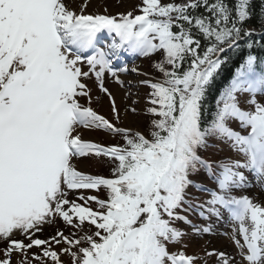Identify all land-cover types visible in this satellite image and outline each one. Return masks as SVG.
Masks as SVG:
<instances>
[{
	"label": "snow or ice",
	"instance_id": "snow-or-ice-1",
	"mask_svg": "<svg viewBox=\"0 0 264 264\" xmlns=\"http://www.w3.org/2000/svg\"><path fill=\"white\" fill-rule=\"evenodd\" d=\"M86 6L0 0V264H65L64 255L70 264H196L201 257L169 248L187 235L180 221L196 234L212 231L183 215L190 188L209 194L196 205L203 219L228 213L240 260L205 255L264 264V204L235 194L250 185L246 172L264 188V55L255 51L264 50V0H141L139 14L115 15L85 14ZM102 33L111 38L104 47ZM241 41L247 54L219 86L223 54L241 50ZM121 50L158 56L159 75L140 81L154 117L147 135L92 107L86 81L94 76L119 121L104 78L124 85L129 68L113 62ZM84 129L122 142L96 143ZM218 144L238 158L203 155ZM92 156L108 159L109 177L79 170ZM102 188L106 199L83 194ZM57 220L75 231L41 239Z\"/></svg>",
	"mask_w": 264,
	"mask_h": 264
},
{
	"label": "rangeland",
	"instance_id": "rangeland-1",
	"mask_svg": "<svg viewBox=\"0 0 264 264\" xmlns=\"http://www.w3.org/2000/svg\"><path fill=\"white\" fill-rule=\"evenodd\" d=\"M110 2L111 4H108L107 6H104V5L99 6V5L93 4L91 7H89L87 5L88 7L86 6L84 8V11L85 13H90V12L104 13L105 9H107V13L113 14V13H117L118 10H123V9L129 10L135 3L134 0H110ZM139 68H141L144 71V73H148L149 76H152L150 72L148 71V69L146 68V59L141 61ZM144 73H139V74H144ZM140 76L142 77V75ZM131 78L135 81V85L131 89L133 91L132 92L133 94L129 95L127 92L122 93V94L114 93L116 85L111 92L113 96L115 97L116 106L120 114V119L119 121H116V123L118 126H124L130 129L140 130L139 128H141V124L144 122V118H145L144 108H145V94H146L145 88L146 87L144 85H139L138 83L139 79H136V77L131 76ZM90 82H94V80L91 79ZM97 98H99L98 101H97ZM93 105L98 106V109L104 112L109 117L111 118L114 117V114L112 112V107L109 102V97L107 96V94H100L97 92V96L93 101ZM132 109H135V111H132ZM92 134H94L95 138H97L98 140L105 141V142L108 139L112 138L111 134H109L106 131H102V130L96 129L95 132ZM88 159H89L88 161H87V158L84 159V162H85L84 164L86 165L87 169L89 171L97 172L99 165L94 162L96 157L92 156V158L89 157ZM255 190L256 189L252 188L251 193H253V191ZM241 192L242 191H239L238 194ZM72 194H74L75 197L77 198V196L80 195L81 193L72 192ZM83 194L86 195V192L84 191ZM255 197L257 199L259 198V196L257 195H255ZM260 203L264 204V199ZM88 227L89 225L85 224V229ZM57 229L64 231L66 235L72 231H75V229L66 227L62 220H57V222L53 225H45L43 232L40 233L39 235H41L42 237L48 236V234L54 235ZM218 235L219 234H206V235L197 236V237L192 236V238L195 239L196 241V247H191L190 250L191 251H194V250L201 251L203 253L202 261H205L206 259H208L207 263L214 261L215 263L217 262L218 264L217 256L215 255L206 256L205 255L206 252H210L209 249H214L216 252L226 250L227 253H230L232 256L236 258L237 261H239L240 257L238 255V249L231 238L232 236L230 234H228L227 236L221 235L224 241L223 243H219ZM2 246L3 245H0V247Z\"/></svg>",
	"mask_w": 264,
	"mask_h": 264
},
{
	"label": "trees",
	"instance_id": "trees-1",
	"mask_svg": "<svg viewBox=\"0 0 264 264\" xmlns=\"http://www.w3.org/2000/svg\"><path fill=\"white\" fill-rule=\"evenodd\" d=\"M256 3L259 4L260 0H256ZM257 39H260L259 36L256 37ZM256 53L259 55H264V50L262 49H255ZM247 54V49L244 47V41H241V50L239 51H228L226 54H224L225 57H227L226 63L223 65L222 69L220 70V76L218 80V85L222 86L224 83H226L230 75L234 72L235 68L239 65L242 58ZM216 94V92H213V96ZM211 99V98H210ZM145 125V124H144ZM146 131L149 130L148 127H150V124L147 126H143Z\"/></svg>",
	"mask_w": 264,
	"mask_h": 264
},
{
	"label": "bare ground",
	"instance_id": "bare-ground-1",
	"mask_svg": "<svg viewBox=\"0 0 264 264\" xmlns=\"http://www.w3.org/2000/svg\"><path fill=\"white\" fill-rule=\"evenodd\" d=\"M80 1L81 2H85V0H66V2L74 9V10H76L77 8L79 9V6L81 5V3H80ZM93 4H95V5H99V6H107L108 4H111V2H110V0H87V5L89 6V7H91ZM87 6V7H88ZM115 92L114 93H120V94H122V93H125L126 92V90H124V89H122L120 86H117L116 85V88H115V90H114ZM91 131L92 130H88V129H84V133H83V135L86 137V138H92V136H90L91 135ZM90 136V137H89ZM78 165H79V168H81V169H83V170H88L87 169V167H86V165L84 164V162L82 163V162H78ZM70 195V198L71 199H74V198H76L75 196H73L71 193L69 194Z\"/></svg>",
	"mask_w": 264,
	"mask_h": 264
}]
</instances>
